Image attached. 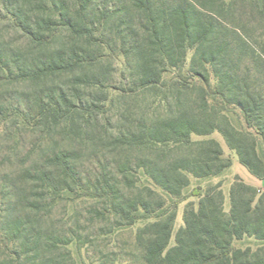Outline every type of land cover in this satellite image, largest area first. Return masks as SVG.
<instances>
[{
    "label": "trees",
    "instance_id": "1",
    "mask_svg": "<svg viewBox=\"0 0 264 264\" xmlns=\"http://www.w3.org/2000/svg\"><path fill=\"white\" fill-rule=\"evenodd\" d=\"M0 4L43 49L30 61L0 52V72L33 87L21 102L34 107L11 114L0 105V166L10 164L0 172V264H264V191L238 176L228 210L220 183L193 193L169 246L189 177L232 165L216 140L192 135L217 132L264 180V0ZM113 55L126 70L118 84L108 79ZM61 75L69 89L55 84ZM244 240L257 245L235 246Z\"/></svg>",
    "mask_w": 264,
    "mask_h": 264
},
{
    "label": "rangeland",
    "instance_id": "2",
    "mask_svg": "<svg viewBox=\"0 0 264 264\" xmlns=\"http://www.w3.org/2000/svg\"><path fill=\"white\" fill-rule=\"evenodd\" d=\"M5 10L4 7L0 4V52L3 55V58H6L9 51L14 50L22 53L24 56V59L28 58L29 61L32 58H35L39 55L40 52H42L43 49L35 48L31 45H29L28 40L22 35V33L17 30L16 28L12 27L10 22L5 18ZM64 36V34H62ZM192 52L188 51L186 54V60L183 68L179 71L180 74L185 75L190 62ZM9 58V57H7ZM3 61V59H2ZM109 65L110 69V76L108 79H110V83L118 84L120 79H122L121 73L122 71H126L123 67V59L121 56L113 55L111 59H109L106 63ZM105 65L103 66V68ZM99 69V68H98ZM13 74L16 73L15 67H12ZM209 72V71H208ZM126 74V72H125ZM176 75V72H171L169 74H166L164 76V79H173ZM210 79H213L211 74L209 73ZM13 79H16L12 75L10 78H7L5 73L0 72V105H3L4 108L8 111V113L15 114L16 107H19L24 112H31L34 111V107L31 109L28 108V105H25L21 102V100H25L27 97L26 94L31 93L33 91V87L29 83H19L14 82ZM55 84L59 85L61 89H69L70 88V79L67 75H61L55 77ZM84 92V90H83ZM85 93H89L88 90H85ZM229 119L233 123V125L237 128L242 127V121L240 119V114L237 110H233L231 113H229ZM0 132H2V126L0 124ZM207 139H214L216 140L222 150H223V156L225 158H228L231 160L232 165L230 168L225 170L220 176L217 177H209L204 179H195L192 177H189V185L187 188L183 190V200L178 204L177 210H176V218L174 221L173 231L170 239L169 246H172L174 244V236L176 231L179 227L183 225L182 222V214L183 209L185 205L189 202H192L194 204L197 203L198 198L196 196H193V193L197 192H203L208 186L220 183L221 189L224 193L225 202L224 207L226 210L229 208V201H228V190L230 188V185L232 184L235 176L244 178L245 182H248L250 184L254 183L256 181V178H254L252 175L249 174V172L239 164L237 157L234 153V151H231L227 148L225 145L222 137L217 133L214 132L209 136L199 137L192 135L191 140L193 141H200V140H207ZM24 147L22 148V155L27 151L28 147H30V144L33 142V139L30 137H24ZM5 144H0V163L1 161L5 163L6 156H5V150H6ZM10 165V164H9ZM8 163L4 164L3 167L0 166V172L6 170L9 167ZM264 186V182H263ZM259 190L264 191L259 188ZM85 209V205L81 204L78 207V211ZM58 218V215L56 216ZM143 223H138L134 225L132 228H130L127 231H124V233L118 237L117 239V245L120 246L123 243H131L133 239V235L138 227H141ZM246 245H250L252 248H255L257 245L256 242L253 240H244L243 242L235 243L236 247H243ZM104 252H107V249L101 247ZM110 250V249H108ZM76 257V256H75ZM77 258V257H76ZM126 264V263H121Z\"/></svg>",
    "mask_w": 264,
    "mask_h": 264
},
{
    "label": "crops",
    "instance_id": "3",
    "mask_svg": "<svg viewBox=\"0 0 264 264\" xmlns=\"http://www.w3.org/2000/svg\"><path fill=\"white\" fill-rule=\"evenodd\" d=\"M241 179L245 182L244 178L241 177ZM263 182H264V180H259L256 178V181H254V183H252V184H250L248 182H245V183L248 185L254 186L255 188H258V189L260 188V189L264 190Z\"/></svg>",
    "mask_w": 264,
    "mask_h": 264
}]
</instances>
